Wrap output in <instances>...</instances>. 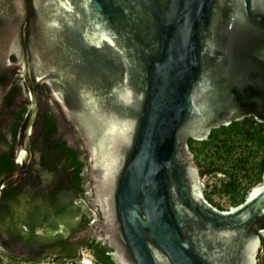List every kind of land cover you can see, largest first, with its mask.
<instances>
[{
    "label": "water",
    "instance_id": "95a60500",
    "mask_svg": "<svg viewBox=\"0 0 264 264\" xmlns=\"http://www.w3.org/2000/svg\"><path fill=\"white\" fill-rule=\"evenodd\" d=\"M14 84L27 109L0 195L27 174L48 102L88 152L98 221L78 236L115 264H258L264 171L242 202L219 208L188 139L248 117L264 124V0H0V103Z\"/></svg>",
    "mask_w": 264,
    "mask_h": 264
},
{
    "label": "trees",
    "instance_id": "16d2710c",
    "mask_svg": "<svg viewBox=\"0 0 264 264\" xmlns=\"http://www.w3.org/2000/svg\"><path fill=\"white\" fill-rule=\"evenodd\" d=\"M26 107L25 103L22 108L14 110L10 121L0 130V179L16 168L11 157ZM41 119V126L31 138L29 178L1 191L0 246L6 252L17 245L24 247L30 255L24 259L27 261L42 259L48 252L74 259L82 247L88 249L97 261L115 264L109 249L95 237L82 236L80 240L71 241V237L75 238L90 224V212L80 203L83 199L91 205L86 172L88 152L79 137L74 141L67 138L59 118L49 108ZM67 126L66 129L75 132L72 126ZM188 145L201 168V176L216 179L212 189L204 192L219 208L228 206L213 201L211 195H225L234 206L243 201L248 188L261 180L264 124L252 117L212 129L207 140L188 139ZM67 221L72 225L66 234L56 231ZM261 243L264 251V238Z\"/></svg>",
    "mask_w": 264,
    "mask_h": 264
},
{
    "label": "rangeland",
    "instance_id": "374dc122",
    "mask_svg": "<svg viewBox=\"0 0 264 264\" xmlns=\"http://www.w3.org/2000/svg\"><path fill=\"white\" fill-rule=\"evenodd\" d=\"M216 179L212 176H204L203 182L204 185H207V191L212 189L213 184L215 183ZM245 186H247L246 183H243ZM216 200H218L222 206H231L230 200L223 198V197H217L213 196ZM82 203V202H80ZM85 207L86 205L82 203ZM87 208V207H86ZM77 253V252H76ZM264 251H260L258 262H261L264 264ZM25 258H28L26 256L14 254L10 251L6 252L3 247L0 246V264H60V262L65 261V258L68 257H56V255H45L42 259H38L37 261H27L24 260Z\"/></svg>",
    "mask_w": 264,
    "mask_h": 264
},
{
    "label": "flooded vegetation",
    "instance_id": "af4514ba",
    "mask_svg": "<svg viewBox=\"0 0 264 264\" xmlns=\"http://www.w3.org/2000/svg\"><path fill=\"white\" fill-rule=\"evenodd\" d=\"M23 94H24V91H23V89H21L20 87H18V86H16L15 84L10 88V90L8 91V93L6 94V95H4V97H3V100L1 101V103H0V113H2L3 112V110H5V109H9V111L8 112H10V114H9V120L8 121H10V119H11V113L14 111V110H18V109H20V108H22L23 106H24V104H25V99L23 98V99H21L19 102V104H17V99H19V97H22L23 96ZM22 95V96H21ZM50 109L55 115H56V117L58 118V117H60L61 116V113L59 112V115H58V112H57V110L55 109V107H54V104H49L48 102L46 103V106H45V110H44V112L46 111V109ZM245 119V118H244ZM243 119V120H244ZM8 121L6 122V124L8 123ZM240 121H242V120H240ZM257 122V121H256ZM59 123H60V127H61V129H65L66 127L67 128H69L67 125H69L65 120H61V121H59ZM72 133H74L75 135H77V132L75 131H73ZM12 157H13V151H12ZM12 157H11V159H12ZM201 169V168H200ZM263 174V173H262ZM205 176V175H204ZM204 176H202V177H204ZM262 176V175H261ZM29 178V174H28V171H27V174L18 182V184L20 183V182H22V181H27V179ZM21 184V183H20ZM88 187H89V185H88ZM203 187H204V191L205 190H207V185L205 186L204 185V182H203ZM252 187V186H251ZM250 187V188H251ZM250 188H248V190L250 189ZM247 190V191H248ZM209 191V190H208ZM247 193V192H246ZM246 195V194H245ZM213 196L214 195H211V197H212V200L213 201H216V199L215 198H213ZM223 197H225V195L223 196ZM226 198V197H225ZM229 208V207H228ZM83 231V230H82ZM77 233V232H76ZM82 236L83 235H81V236H76L75 238H71V241H73V240H75V239H78V240H80V239H82ZM84 237V236H83ZM89 237H91L89 234H86V236L84 237V238H89ZM1 241V240H0ZM76 242V241H75ZM262 250V249H261ZM23 251H25L24 250V247H23Z\"/></svg>",
    "mask_w": 264,
    "mask_h": 264
},
{
    "label": "built area",
    "instance_id": "2783aa9c",
    "mask_svg": "<svg viewBox=\"0 0 264 264\" xmlns=\"http://www.w3.org/2000/svg\"><path fill=\"white\" fill-rule=\"evenodd\" d=\"M80 202L84 203L90 212V217H91L90 223H92V221L94 222L97 221L98 214L96 210L91 208L85 200L81 199ZM60 264H103V263L97 261L88 249L81 247L77 253V257H75L74 259H65V261L60 262Z\"/></svg>",
    "mask_w": 264,
    "mask_h": 264
},
{
    "label": "clouds",
    "instance_id": "9594fccd",
    "mask_svg": "<svg viewBox=\"0 0 264 264\" xmlns=\"http://www.w3.org/2000/svg\"><path fill=\"white\" fill-rule=\"evenodd\" d=\"M201 181H202V183H203V177L201 176ZM235 206V205H234ZM230 207H232V206H230ZM92 208V207H91ZM95 210V209H94ZM97 212V211H96ZM98 214V213H97ZM98 221V220H97ZM91 224V223H90ZM81 248V247H80ZM80 248L77 250V253H78V251L80 250ZM261 251V250H260ZM77 253H76V255H75V257H77ZM111 255V254H110ZM57 257V256H56ZM66 259V258H65ZM67 259H70V258H67Z\"/></svg>",
    "mask_w": 264,
    "mask_h": 264
}]
</instances>
